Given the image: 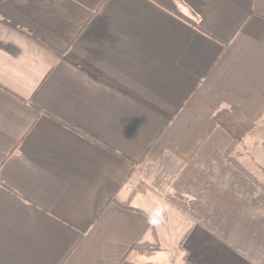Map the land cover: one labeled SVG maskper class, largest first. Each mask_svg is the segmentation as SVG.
Masks as SVG:
<instances>
[{"label":"crops","instance_id":"1","mask_svg":"<svg viewBox=\"0 0 264 264\" xmlns=\"http://www.w3.org/2000/svg\"><path fill=\"white\" fill-rule=\"evenodd\" d=\"M163 223L264 264V0H0V264H173Z\"/></svg>","mask_w":264,"mask_h":264},{"label":"trees","instance_id":"2","mask_svg":"<svg viewBox=\"0 0 264 264\" xmlns=\"http://www.w3.org/2000/svg\"><path fill=\"white\" fill-rule=\"evenodd\" d=\"M214 120L217 123V125L234 140V142H238L242 140L243 137L249 134L256 127V123L253 120H251L242 110L237 109V108L221 109L215 114ZM73 129H75L77 132L81 133L87 138L97 142L101 146L108 149V147L99 143L97 140L91 138L89 135L85 134L84 132L76 128H73ZM227 151L229 152L230 148ZM124 160L129 162L133 166L137 164L126 158H124ZM142 186L143 185H140V187L134 191V194H137L138 192H140L141 191L140 188ZM150 246H152V244H149L147 242H144V243L141 242V243H137L133 247L132 250L139 252V253H146V252H149L148 248H150V250L152 251L154 250L152 249L153 247L151 248Z\"/></svg>","mask_w":264,"mask_h":264},{"label":"rangeland","instance_id":"3","mask_svg":"<svg viewBox=\"0 0 264 264\" xmlns=\"http://www.w3.org/2000/svg\"><path fill=\"white\" fill-rule=\"evenodd\" d=\"M233 142H234V140H233ZM145 186L146 185L143 184V186L140 188V190L141 191H143V190L146 191L147 189H145ZM167 216L168 215H166V217ZM159 218L157 219L158 223L160 222ZM179 221L180 220H178V222ZM182 224H181V226H182ZM161 226L162 227L160 229H158V230H157V228H154L153 232H154L155 242L150 247L151 248L153 247L152 248V249H154L153 251H165L166 255H172V259L174 261L173 264H179L180 258H181V255H180L181 246L175 245V237H174L175 235L174 234L178 233L177 235H180L181 230L180 229H176V232H175L173 229H170V227H169V225L167 223H163ZM182 232L184 233V230ZM148 250H149V252L152 251V250H150V248H148Z\"/></svg>","mask_w":264,"mask_h":264}]
</instances>
